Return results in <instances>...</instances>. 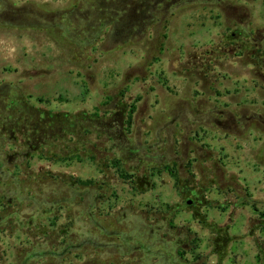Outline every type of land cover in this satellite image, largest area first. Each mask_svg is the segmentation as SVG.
Wrapping results in <instances>:
<instances>
[{
    "label": "rangeland",
    "instance_id": "obj_1",
    "mask_svg": "<svg viewBox=\"0 0 264 264\" xmlns=\"http://www.w3.org/2000/svg\"><path fill=\"white\" fill-rule=\"evenodd\" d=\"M138 1L0 0V264H170L178 246L181 264H264V0H145L142 19ZM108 97L169 167L149 192L90 161L14 166L13 101L74 114Z\"/></svg>",
    "mask_w": 264,
    "mask_h": 264
},
{
    "label": "trees",
    "instance_id": "obj_2",
    "mask_svg": "<svg viewBox=\"0 0 264 264\" xmlns=\"http://www.w3.org/2000/svg\"><path fill=\"white\" fill-rule=\"evenodd\" d=\"M138 5L137 11L141 13L139 19H142L149 7L145 0L138 1ZM115 99L108 97L103 105L105 109L74 114L35 107L23 98L13 101L6 109V137L9 136L6 144L11 145L12 148L16 147V158L24 160V163H16L14 166L23 164L29 166L34 157L52 164L90 161L99 171L113 169L120 171L122 177H134L137 181L130 183L131 189L139 194L149 192L153 188L151 178L154 177V172L161 173L162 170H169V167L154 162L152 146L133 142L131 129L135 106L125 105V108H122L117 102L110 107ZM133 162H137L138 165H129ZM142 166L145 167L143 169L145 173L141 180L138 173L142 170ZM170 172L172 173L171 169ZM53 177L57 178V176ZM70 179L74 185L82 187L96 185V182L92 181L83 182L73 177ZM140 238L130 249L146 256L154 254L153 245L143 241V237ZM89 245L93 249L105 248L93 241H90ZM193 249L192 243L190 251ZM186 252L188 250L178 246L174 253L170 252L162 256L166 257L170 264H181L175 262L174 258L181 259ZM123 255L125 256L121 254Z\"/></svg>",
    "mask_w": 264,
    "mask_h": 264
},
{
    "label": "water",
    "instance_id": "obj_3",
    "mask_svg": "<svg viewBox=\"0 0 264 264\" xmlns=\"http://www.w3.org/2000/svg\"><path fill=\"white\" fill-rule=\"evenodd\" d=\"M187 204L189 205V204H190V202H187Z\"/></svg>",
    "mask_w": 264,
    "mask_h": 264
}]
</instances>
